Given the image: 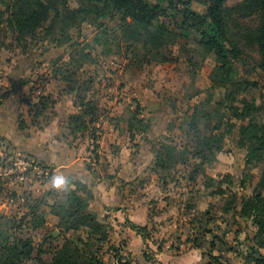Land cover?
Here are the masks:
<instances>
[{
    "label": "rangeland",
    "instance_id": "1",
    "mask_svg": "<svg viewBox=\"0 0 264 264\" xmlns=\"http://www.w3.org/2000/svg\"><path fill=\"white\" fill-rule=\"evenodd\" d=\"M209 1L161 4L151 30L162 25L167 33L155 48L145 44L146 32L122 37L108 19L100 21L109 27L104 31L91 22L74 27L55 22L48 29L51 18L33 40L19 43L10 32H0V52L7 51V56L0 55V66L14 57L27 60L30 56L37 65L32 75L22 79V86L28 88L19 90L20 99H15L13 85L5 80L6 69L0 67V114L8 111L5 103L12 100L23 108L17 116L0 117L6 123L3 127H16V132L28 136L30 128L35 133L49 128L51 141L64 143L76 150V157L86 158L81 166L94 179L90 214L106 226L109 236L102 243L86 240L82 231L70 237L86 240L88 254L107 264H180L190 257L193 264H205L209 253L227 264H243L245 256L256 250L255 228L239 211L241 199L253 194L264 160L245 164L247 151L238 146V133L247 121L232 118V104L225 100L230 85L212 84L215 56L198 45L203 30L200 18ZM66 3L68 8L76 7V0ZM4 10L0 0V13ZM223 15L229 45L239 50L232 63L235 96L263 106L264 75L256 42L262 15L254 0H224ZM4 26L0 23V29ZM42 103L45 109L34 118ZM152 104L158 105L153 112ZM251 119L264 123V113ZM218 120L223 135L220 149L215 151L212 143V155L203 162L196 155L201 146L197 147L193 127L201 138L209 137ZM227 121L233 125L229 132ZM141 122L148 126L146 132ZM0 143V154L12 158L9 165L0 159V218H19L33 208L54 226L57 219L49 216L47 204L64 202L67 190L52 192L49 198L46 191L42 193L48 179L32 177L23 164L50 168L21 154L1 132ZM122 172L130 181L117 178ZM66 182L79 181L70 176ZM113 186L118 196H124L119 203L108 190ZM124 201L136 211L133 222L126 217ZM138 204L144 206L139 211ZM114 215L124 221L118 222ZM126 220L145 228L144 239Z\"/></svg>",
    "mask_w": 264,
    "mask_h": 264
},
{
    "label": "trees",
    "instance_id": "2",
    "mask_svg": "<svg viewBox=\"0 0 264 264\" xmlns=\"http://www.w3.org/2000/svg\"><path fill=\"white\" fill-rule=\"evenodd\" d=\"M154 1L155 4L150 5L147 0H76V7L68 8L66 0H1L5 10L0 13V17L5 18L0 23H4L5 26L0 32H10L13 40L19 43L27 38L33 40L35 33L51 18L48 29H51L55 22L64 27L91 22L97 28L104 27V31L109 30V27L104 26L100 21L108 19L118 28V33L122 37H128L134 32H146L149 39L145 44L149 43L155 48L167 32L162 25L154 30L151 28L157 19L161 4L169 3L170 0ZM254 2L256 9L262 15L256 42L260 55L259 69L264 75V0H254ZM223 5L224 0L209 1L205 16L200 18V26L203 30L199 31L198 45L205 52L213 53L215 56L216 67L212 84L216 83L222 88L230 85L225 100H229L232 104L230 107L232 118L242 122L247 121L239 127L238 146L246 149L245 164L249 165L264 160V123L259 124L251 119L261 112L264 113V104L256 106L253 102L235 96L232 63L238 59L239 50L229 45ZM3 47L8 48L7 45ZM236 103H239V107L235 106ZM43 109L45 103L40 104V110L33 112V117H38ZM140 124L142 132H146L148 126L142 122ZM221 127L222 122L218 120L212 128V134L202 138L199 131L193 127L197 147L201 146L196 155L203 162L206 161L207 155H212V143L215 151L220 149L219 143L223 136L220 132ZM226 128V132L233 128L230 121H227ZM169 155L168 152L167 156ZM157 164L163 165L159 159ZM71 186H74V189ZM66 190L64 202H56L51 206L50 213L58 219L55 226H48L43 214L33 208H28V211L19 218H0V264H107L99 256L89 255L85 250L86 240L102 243L106 242L109 236L106 226L87 211L89 201L92 199L91 193L88 192L87 186L80 182H74L73 185L66 182ZM239 216L250 220L255 228L253 241L256 250L245 256V264H264V253L258 252V249L264 251V171L253 194L241 199ZM126 223L132 231L144 239L145 228L131 224L127 220ZM54 230L58 231L57 237L52 235ZM81 231L86 234L85 241L81 238L75 241L70 237L71 233L76 235ZM144 257L146 261H151L147 255ZM205 264L227 263L221 256L209 253L208 262Z\"/></svg>",
    "mask_w": 264,
    "mask_h": 264
},
{
    "label": "crops",
    "instance_id": "3",
    "mask_svg": "<svg viewBox=\"0 0 264 264\" xmlns=\"http://www.w3.org/2000/svg\"><path fill=\"white\" fill-rule=\"evenodd\" d=\"M3 54L4 56L5 55L7 56V51L2 49L0 55ZM14 59L16 60H11L10 64H6L5 66H0V67L6 69V72L4 74L7 75L8 78H6L5 80L7 81V84L9 83L13 85L12 93L18 95L20 93L19 91L20 89L28 88L27 85L22 86L23 84L22 79H25L26 76L28 75H32L33 74L32 70H34L35 67H37V65L35 64L36 62L33 61L31 56L27 60H25V58L23 60L21 57L18 58L14 57ZM19 97L20 96L18 95L15 97V99H20ZM14 102L15 101L12 100L10 104L9 102H6L7 104L5 103L8 111L1 112L0 114L1 119L7 118L9 114L10 116L13 115L17 116L18 113L22 112L23 108H20L18 103H16L14 106ZM0 121H1L0 122L1 134L12 140V142H14L17 145V147L16 146L14 147H16L21 154H25L26 156L30 157L32 160L41 161L42 163H44L45 166L50 168L49 169L50 177L42 185V190H43L42 193L46 191L47 193L46 195H48L50 198L52 196V192L55 191L58 192L59 190L64 191L66 189L67 179L70 176H72L75 180H78L80 183L84 185L87 184V189L91 190V195L92 198L94 199V184H92V181L94 179H91V176L89 175L88 171L81 166L84 164L86 158L82 157V155H78L76 157L75 155L76 150L74 148L70 149L64 143L51 141V134L49 128L44 129L47 130L46 133L40 130L37 131V133H35L34 131L35 129L30 128L28 130V132L30 131V136H28L26 134L24 135L23 133L21 134L20 131L16 132V127H12V128L3 127L5 126L4 124L6 123L3 122V120ZM126 177L128 176L127 174H125V172L117 174L118 179L125 182L130 181V178H126ZM108 190L109 192H111V195L115 194L113 196H115L117 200L118 198L122 200L124 199V196H118V194L115 193L117 192L115 186H113L111 189L108 188ZM55 203H56L55 201L48 202L47 204L48 208L46 207L49 216H51L52 218L54 216L50 213V210H51V206ZM106 203L109 204L110 200H108ZM93 204L94 201H92L90 205H88L87 211L89 213H91V209L94 207ZM123 206L126 208L125 210L127 213L126 217L130 221L133 222L135 219L138 218L137 214H135L136 211L129 208L130 204L124 201ZM143 207L144 206H141V204H138L137 210L139 211ZM143 212L145 213V210H143ZM54 218L57 219L56 217ZM113 218L117 219L118 222L124 221V218L119 215H114ZM57 222L58 219L56 221V224ZM47 225L50 226L49 224ZM52 235L54 237H57L58 231L54 230L52 232ZM135 241L139 242L140 237L135 236ZM189 259L188 258L183 259L180 262V264H193L192 258L190 257ZM243 264H245V261L243 262Z\"/></svg>",
    "mask_w": 264,
    "mask_h": 264
},
{
    "label": "built area",
    "instance_id": "4",
    "mask_svg": "<svg viewBox=\"0 0 264 264\" xmlns=\"http://www.w3.org/2000/svg\"><path fill=\"white\" fill-rule=\"evenodd\" d=\"M2 145H3V143H0V146H2ZM2 150H4V148ZM0 159L2 161L4 160L6 165H9L11 163L12 158L5 159V157H3L0 154ZM20 164H22V163H20ZM23 165L25 166L26 171H31V173H33L32 177H36V179H41L42 177H46V179H48L50 176V172H49L50 170L40 168L39 164H37V163L31 162L30 165H28L27 163H24ZM35 174H36V176H34Z\"/></svg>",
    "mask_w": 264,
    "mask_h": 264
},
{
    "label": "water",
    "instance_id": "5",
    "mask_svg": "<svg viewBox=\"0 0 264 264\" xmlns=\"http://www.w3.org/2000/svg\"><path fill=\"white\" fill-rule=\"evenodd\" d=\"M157 108H158V105L157 104H152L149 107V109H150L151 112L155 111Z\"/></svg>",
    "mask_w": 264,
    "mask_h": 264
},
{
    "label": "snow or ice",
    "instance_id": "6",
    "mask_svg": "<svg viewBox=\"0 0 264 264\" xmlns=\"http://www.w3.org/2000/svg\"><path fill=\"white\" fill-rule=\"evenodd\" d=\"M59 182V181H58Z\"/></svg>",
    "mask_w": 264,
    "mask_h": 264
}]
</instances>
